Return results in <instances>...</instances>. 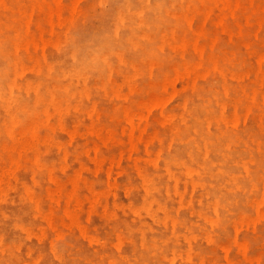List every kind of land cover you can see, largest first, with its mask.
Wrapping results in <instances>:
<instances>
[{"label":"bare ground","instance_id":"bare-ground-1","mask_svg":"<svg viewBox=\"0 0 264 264\" xmlns=\"http://www.w3.org/2000/svg\"><path fill=\"white\" fill-rule=\"evenodd\" d=\"M151 1L149 8H153ZM162 1L154 6L159 7ZM23 2L0 0V143L9 140L13 128L30 130L36 142L16 152L0 147V264H22L25 248L30 251L26 264H194L197 258L183 255L181 250H201L195 240L185 238L197 230L196 209L207 207L216 215L211 201L216 205L228 202L231 188L243 187L247 180L257 177V144L250 141L256 145L252 162H235L232 149L236 138L229 127L235 124L240 129L237 123H260L257 114L263 111L264 103L259 110L249 104L251 110L242 114L238 101L230 99L229 93L236 90L254 95L257 86L264 88V9L259 0H190L189 18L179 21L187 26L188 41L176 48L161 44L158 35L163 30L147 45L142 46V41L125 46L128 59H141L137 68L120 65L110 74L91 79L103 68V38L108 35L123 41L119 30L114 34L116 25L105 10L108 21L99 31L104 33L101 40L93 38L87 51L58 63L65 69L76 67L90 74L89 81L82 83L83 87L93 83L89 93L69 83L66 72L55 78H47L44 69L35 72L34 61L51 55L46 46L39 47L40 51L29 50L33 24ZM146 16L148 29L160 31L149 11ZM16 19L27 20V24L23 26L20 21L22 28L14 30ZM17 36H23V47L18 51L10 44ZM222 46L233 54H219ZM236 58L244 62L247 72L236 66L230 74ZM125 70L136 72L138 90L131 89L128 82H117ZM25 76L33 83L40 81L44 97L64 104L78 103V109L63 115L64 120L76 119L75 132L68 133L63 124L56 123L43 133L41 121L49 116L47 111L31 129L23 126L41 109L31 102L34 92L17 85ZM148 93L154 100L144 103ZM9 94L29 100L26 108L17 112V119L2 106L3 97ZM171 99L175 101L172 112L154 117L155 110ZM91 103L102 108L98 118L82 113L81 108ZM214 105L221 107L217 114ZM91 117L97 125H104L107 138L83 128V121ZM149 131L152 139H157L155 152ZM112 154L106 168L98 164L94 172H85L106 175L117 185L113 195L93 198L90 203L80 186L63 185L56 190L51 186L55 178L72 174L71 162L96 164ZM175 161L193 167L178 183L202 181V199L185 206L176 202L172 191L176 181L170 171ZM195 189L193 185L191 196ZM79 198L84 201L78 208ZM121 199L137 208L125 206ZM111 202L115 205L110 209L101 207ZM171 206L176 220L166 224L163 210ZM1 241L20 242L22 246L4 248ZM244 259L235 264H244Z\"/></svg>","mask_w":264,"mask_h":264},{"label":"rangeland","instance_id":"rangeland-1","mask_svg":"<svg viewBox=\"0 0 264 264\" xmlns=\"http://www.w3.org/2000/svg\"><path fill=\"white\" fill-rule=\"evenodd\" d=\"M151 0H24L22 7L28 8L30 11L26 12L27 16L31 17L33 24L31 36L29 39L28 48L32 51H40L39 47H48V56H42L41 59L35 60L33 68L36 67V73L44 69V74L47 78H55L61 76L66 72L70 79L69 83L75 84L84 93H89L93 87V83L89 86H82V83L89 81L90 74L78 69L76 67H70L65 69L62 66H58L61 59L72 60L78 52L87 51V45L90 41L101 40L103 34L100 29L103 24L107 23L108 19L103 14L105 10L109 12V18L115 23L116 29L119 30L124 36L123 41L119 43L115 37L107 38L105 36L102 40L103 47L105 48L103 57V68L94 73V77L91 79H97L106 74L112 73L120 65L124 67L137 68L141 59L130 60L126 53L125 46H135L140 42L142 46L147 45L162 32V35H158V40L165 44L170 43L171 48L180 47L182 43L189 39L185 36L187 26L182 25L179 21L182 18H189L187 12L189 10L190 0H164L160 3L159 7L154 6L158 0H152L151 5L153 8H149V2ZM259 5L264 9V0H259ZM153 16V21L156 27H161L160 31L154 32L148 29L146 12ZM264 18V15H262ZM254 18V16H253ZM17 20V19H16ZM27 24V20H17V26L14 30L22 28ZM264 21V20H263ZM168 26L164 29V26ZM264 30V29H263ZM264 43V32L262 33ZM78 37V39L76 38ZM168 37V40L165 38ZM77 40L74 44L73 41ZM179 41V42H177ZM23 36L17 39L13 37L10 40L11 47L16 48V51L20 50L23 46ZM161 43V44H164ZM264 45V44H263ZM54 52L56 56H53L51 52ZM59 53V54H58ZM221 55H232V51L222 46L219 49ZM231 68L230 74L235 72V67L238 66L242 72H247L246 65L239 58H236ZM54 67L56 71H54ZM258 68V66H257ZM112 69V70H111ZM31 74L30 72H28ZM32 75V74H31ZM136 72L134 71H122L118 77V83H129V87L134 90H138L140 86L139 81L136 79ZM168 77L166 76V79ZM22 80L17 82V85L22 90H26L28 93L34 92V97L31 100L32 103L41 106L40 111H37L33 116H30L25 120L23 126H28L29 129L39 122L41 113H47L49 116L42 120L43 133L47 132L56 123H61L66 127L68 133L75 132L77 129L76 119H63V115L70 110L78 109L77 102H71L70 104H64L58 102L52 98L44 97L41 95V84L39 82L33 83L31 77L25 76ZM217 78L214 79V82ZM257 93L250 95L248 93H240L239 91H231L229 98L233 101H238V107L242 114L257 108L264 103V88L257 86ZM61 99V98H60ZM62 100V99H61ZM152 93H148L147 97L143 99L144 103L153 101ZM63 101V100H62ZM250 101V103H248ZM68 102V101H67ZM29 104V100L20 99L16 94H9L3 97L2 106L5 107L7 113L12 119H17V112L20 109L26 108ZM175 101L168 100L162 109L155 110L154 117H159L164 113H171L174 108ZM214 113H218L221 109L219 105L213 106ZM82 113H92L95 118L102 113L101 106L91 103L84 108H81ZM257 119L260 123H237V126L242 129H238L235 124L229 130L235 135L236 142L233 144L234 152L232 151L233 159L235 162L247 163L253 161L254 149L257 144V177L250 178L243 187L231 188L230 194L232 197L228 202L224 201L220 205H216L214 201L210 204L215 209L216 215L209 212L207 207L196 209L198 215L197 230L193 233L188 232L185 234V238L188 241L195 240L201 250L195 249L189 252L187 249L181 250V254H190L196 262L194 264H235L237 261H241V258H245L244 264H264V108L263 111L259 110ZM122 112V111H120ZM84 122L83 128L88 129L91 133L98 135L101 138H107L104 125H97L93 119L87 118ZM232 124V123H230ZM218 132H221V128L217 127ZM241 131L246 134L243 136ZM151 140V149L155 152L157 148L156 140L152 139L150 131L147 134ZM252 138V139H251ZM250 141L254 142L251 143ZM35 141V134L25 128H13L11 130V137L8 141H2L0 147L7 152L21 151L22 148L32 145ZM235 153H238L237 155ZM242 155L241 159L239 158ZM114 154L107 157L106 160L96 162V164L86 165L84 162L73 163V172L70 176L62 179L55 178L54 183L51 185L55 190L58 187L67 185L69 187H82L84 192L87 193L86 200L93 201V198L106 197L107 195H113L117 191V185L109 182V179L104 174H97L93 176V173H87L85 170L94 172L98 164H102L107 167L108 160L112 159ZM175 167L172 166L170 170L173 173L176 184L173 185L172 191L175 195L174 199L182 206L188 205L190 202L202 199L204 195V183L202 181H196L188 179L178 183V179L186 176L188 172L193 171V167L179 165L178 161H175ZM234 179V176H231ZM229 179L230 176H228ZM227 178L226 181L229 179ZM232 179V180H233ZM150 183V182H149ZM149 183L147 185H149ZM195 185V194L190 195L191 187ZM71 192L72 190L69 189ZM125 194V192H123ZM229 194V195H230ZM80 199V198H79ZM81 200V199H80ZM84 200L78 202L77 207L83 203ZM89 203V204H90ZM127 207L137 208L136 204H131L125 199H121ZM87 208H90V206ZM114 203H106L101 207L110 209L114 206ZM174 207H165L164 220L166 224L173 223L176 220L174 215ZM72 217H74L72 215ZM191 233V234H190ZM3 244V245H2ZM1 245L6 248L7 246L17 249L21 247L20 242H8L1 241ZM5 245V246H4ZM27 248L22 253V264H26L27 256L29 255ZM177 263H182L177 260ZM189 263V262H188ZM186 264V263H182Z\"/></svg>","mask_w":264,"mask_h":264}]
</instances>
